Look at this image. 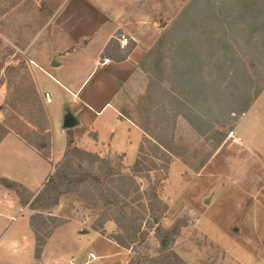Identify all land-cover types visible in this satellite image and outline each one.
Listing matches in <instances>:
<instances>
[{
    "label": "rangeland",
    "instance_id": "obj_1",
    "mask_svg": "<svg viewBox=\"0 0 264 264\" xmlns=\"http://www.w3.org/2000/svg\"><path fill=\"white\" fill-rule=\"evenodd\" d=\"M66 1L0 0V135L14 130L43 155L48 152L52 130L47 104L36 85L38 70L29 64L27 52L33 44L47 42L44 34ZM190 2L142 0L125 20V27L116 33L120 45H112L117 58L135 45L144 52L136 74L119 95V112L151 132L153 141L161 138L163 144L170 145L171 156L167 177L161 181L160 167L166 158L157 154L152 149L154 142L144 141L142 134L139 143H143L144 155L154 160L156 167L150 168L148 161L144 165L149 171L135 175L130 167L132 160L113 158L111 162L113 177L105 183L117 195L118 207L123 208L129 222L140 224L147 233L133 250L123 249L125 256L119 257L123 263L136 254L156 258L162 252H174L185 264H241L234 258L239 254L232 252L250 244L213 238L212 221L227 223L237 203L251 205L261 194L247 191L252 186L261 188L263 177L252 183L254 177L248 176L243 200L232 190L242 180L238 176L242 173L238 172L251 175L264 170V88L256 96L264 84V16L259 18V13L248 10L253 17L242 20L243 16H237L231 8L218 7L216 16L221 27L216 23L206 31L202 9L194 30L199 43L196 49L183 50L186 56H192H185L187 62L180 70L173 65L176 32L170 30L187 13ZM234 18L241 20L239 25ZM211 31L214 38L207 43ZM162 39L164 44L160 47ZM195 54L199 57V61L195 59L198 72L193 74L189 59ZM160 56L163 59L157 68L155 63ZM235 66L240 69L232 75ZM191 74L200 78L196 93L187 83ZM152 82L157 87L153 86L150 92ZM205 83L209 86L203 89ZM240 136L258 146V150L242 144ZM234 138L240 140L239 144L233 143ZM79 157L74 158L75 163L99 174V163ZM147 175L149 182L144 178ZM150 185L160 204L150 199ZM229 188L230 195L226 194ZM251 194L253 197H249ZM47 213L56 217L44 215L33 223L40 239L66 222H74L84 231L102 223L105 237L110 239L120 233L114 222L123 224L119 211L97 196L84 202L77 194H68ZM108 223L113 228L111 233L105 231ZM166 232H170L172 239L164 237ZM55 241L73 250L75 264H83L89 252L96 259L88 264H113L116 259L113 247L106 241L96 239L93 232L78 235L71 225L62 229ZM254 263L259 264L257 260Z\"/></svg>",
    "mask_w": 264,
    "mask_h": 264
},
{
    "label": "crops",
    "instance_id": "obj_2",
    "mask_svg": "<svg viewBox=\"0 0 264 264\" xmlns=\"http://www.w3.org/2000/svg\"><path fill=\"white\" fill-rule=\"evenodd\" d=\"M141 1L67 0L56 13L49 31L44 34L47 42L33 44L27 52L31 66L38 70V89L42 95L48 92L51 97L46 106L52 130L48 142L49 158L10 129L0 135V179L17 183L26 189L28 196H35L71 148L110 162L114 158L134 163L143 133L137 124L121 115L117 103L122 88L136 74L144 52L135 45L123 57L117 58L113 46L120 45L116 33L125 27V20ZM122 49L119 46L118 50ZM67 116L74 122L71 128L64 127ZM240 138L242 144L258 150V146ZM239 142L234 138V144ZM263 172L260 170L251 175L246 171L238 172L242 173L238 174L242 180L232 191L240 194V200L245 199L248 176L264 178ZM251 181L255 183L256 179ZM260 187L248 189L247 192H260L259 198L248 206L241 201L237 203L227 223L222 225L219 219L212 221L213 238L250 242L244 249L237 248L232 252L239 254L234 258L241 264H255L256 260L264 264V182ZM232 191L229 188L226 194L230 195ZM36 214L37 211L21 205L14 191L0 185V264H75L73 250L55 241L60 231L70 225L78 235L93 232L96 239L111 245L116 256L113 264H127L119 259L125 253L117 244L90 228L80 229L74 222L53 228L37 253L33 224ZM42 215L56 217L47 211ZM232 226L233 238L229 234ZM105 231H113L109 223ZM88 254L95 257L91 252ZM88 254L83 264L96 259L90 260Z\"/></svg>",
    "mask_w": 264,
    "mask_h": 264
},
{
    "label": "trees",
    "instance_id": "obj_3",
    "mask_svg": "<svg viewBox=\"0 0 264 264\" xmlns=\"http://www.w3.org/2000/svg\"><path fill=\"white\" fill-rule=\"evenodd\" d=\"M218 7H220L221 10H227V8H231L234 14H237V16H243L242 20L247 19L250 16L251 18L253 17V15L248 14V12H250L248 10L259 13L257 15L259 16V18L261 16H264V0H219L218 4H215L213 0H191L187 8V13H184L185 15H183L180 20L174 23V27H172V29L170 30V32H176V36L174 37V40L176 41V44L174 45L175 56L173 61V65L176 69L181 70L182 66L185 65V62H187V59L185 58L186 54L183 53V50L186 48L196 49L197 43H199V40L196 37L197 31H194L195 29H197L195 27L196 22H198L199 19L198 12H201L202 9L204 10V29L208 31L211 30L212 25L216 23V25H219V27H221L220 21L216 16ZM234 20V22L239 25L238 22H240L241 20H238L237 18H234ZM214 34V31H211L207 35V43H210V39L212 37L214 38ZM159 44L160 47L164 44L163 39L160 41ZM158 52L161 55L162 50ZM187 56L192 55L188 53ZM195 56L192 58L193 60L191 58L189 59V62L194 69L193 74L198 72L197 61H199V57L196 54ZM162 59L163 57L161 56L157 59L155 67L158 68V66L162 63ZM195 59H197V61H195ZM239 69V67L235 66L232 75H236L239 72ZM199 79L200 78L198 76H194L191 74V78L187 81V83H191V91L195 93L198 92L200 89ZM158 83V88L163 91L162 83ZM205 84L206 85L203 89H205L206 86H209L208 83ZM153 86L157 87V84L152 82L148 88V91L150 90L151 92ZM263 88L264 84L262 88L259 89L256 96L259 95L260 91ZM160 118L163 119L164 116H160ZM139 128L143 131V134L145 135L143 139L144 141H153V134L151 132H147V129L144 127ZM161 141V138L154 139L152 149L157 154H160L161 156H164L166 158L163 162L164 164L162 163L160 167V170L163 173L161 181H163L167 177V170L171 156L170 145L163 144V142ZM30 145L36 150H39L31 143ZM47 148L48 152L44 155V157L49 158V144ZM76 157H79V159L83 161L89 160L94 162L95 164L99 163V165H101L97 169L99 171V174H93L89 170L85 169L86 167L84 164L75 163L74 158ZM148 161L150 160H148L147 156L144 155V147L143 143H141L139 146L137 158L131 166L132 173L137 175L142 171L148 172L149 167L144 165ZM153 161H150V168L156 167V164ZM111 172H113V166L110 161L103 160L92 154L82 152L77 148H71L64 154L60 163L55 167L54 173L48 177L46 182L43 184L42 188L35 196H28V192L26 191V189H24V187L6 179H0V185L5 187L6 189L14 191L23 207L27 206L29 209L38 212V214H36V216L34 217V220H42V213L56 207L59 203L60 198L68 194H77L78 198L84 202L95 200L97 196L101 198L105 203L111 204L113 207H115L120 213V220L123 222V224H121L119 221L114 222L120 233L116 234L115 237L110 238V240L124 250H128L130 248L131 250H133L136 245H139L144 241L147 236V233L146 231L141 229L140 224L129 222L127 215L125 214V212H123V208L121 209L118 207L117 195L105 183V180H108L109 178L113 177ZM144 178L147 182L150 181L148 175L144 176ZM148 190L150 193V199L152 198L155 202H157V204H160L155 194L154 188L150 185ZM30 198L32 199L30 200ZM148 206L149 208H151L152 204L149 203ZM34 229L36 231L35 227ZM91 229L95 232H98L100 235L105 236L102 223H100V225L98 226H93ZM49 233L50 231L46 234V236H44L43 239H40L36 231L37 253L39 252L41 245L44 243V239L48 236ZM164 237L168 240L172 239L170 232H166ZM127 264L185 263L182 262L181 259L174 252H162L156 258H151L146 254H136L127 262Z\"/></svg>",
    "mask_w": 264,
    "mask_h": 264
},
{
    "label": "built area",
    "instance_id": "obj_4",
    "mask_svg": "<svg viewBox=\"0 0 264 264\" xmlns=\"http://www.w3.org/2000/svg\"><path fill=\"white\" fill-rule=\"evenodd\" d=\"M28 62H29V64H32V62L30 60ZM0 91H1V84H0ZM42 97H43V100L46 104H49L51 102V97H50V94L48 92H44ZM88 258L90 260L95 259V257L92 254H88Z\"/></svg>",
    "mask_w": 264,
    "mask_h": 264
},
{
    "label": "water",
    "instance_id": "obj_5",
    "mask_svg": "<svg viewBox=\"0 0 264 264\" xmlns=\"http://www.w3.org/2000/svg\"><path fill=\"white\" fill-rule=\"evenodd\" d=\"M74 122L72 121V118L70 116L65 117L64 127L65 128H71L73 127Z\"/></svg>",
    "mask_w": 264,
    "mask_h": 264
}]
</instances>
